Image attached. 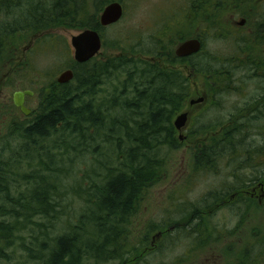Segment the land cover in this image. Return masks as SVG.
Here are the masks:
<instances>
[{
  "label": "rangeland",
  "instance_id": "1",
  "mask_svg": "<svg viewBox=\"0 0 264 264\" xmlns=\"http://www.w3.org/2000/svg\"><path fill=\"white\" fill-rule=\"evenodd\" d=\"M116 1L123 6V16L102 30L104 43L96 61L114 60L124 52L134 53V50L149 56L148 51L157 41L153 32L171 40L168 34L181 33L184 24L187 32L204 37V50L195 57V62L211 72L223 69L225 79L221 82L216 75L218 83L211 85L202 73L192 84L191 76L186 71L183 73L190 79L191 96L197 97L202 92L209 102L192 106L187 99L173 114L168 125L173 126L176 116L185 109L189 112L185 129L178 131L174 128L175 147L163 142L165 133L161 135V141H153L150 135L135 131L129 115L126 116L128 119L123 118L129 128H134L138 138L146 137V142L150 143L148 157L158 162L154 178L137 197L132 214L123 220L98 210L96 195L108 178L122 169L127 171L124 165L129 162L130 155H136L135 164L144 160L140 158L143 150L136 149L139 145L131 142L125 131L119 128L112 131L106 128L98 134L91 131L84 147L70 129H59L48 138L34 140L25 138L17 130L19 124H28L38 113L40 90L52 86L70 64L73 59L70 37L82 29L73 22L60 21L46 31L35 33L31 43L45 35L48 38L41 48L34 46V53H27V42L32 33L14 37L13 43L9 40V50L4 51L1 59L4 63L0 64V173L4 178L3 187L9 196L16 198L27 193L29 184L23 180L24 175L27 178L30 174L35 175L30 184L36 177L44 175V186L52 192L54 201L53 211L47 217L32 218L39 222V226L26 221L16 225L11 232L5 231L4 237L0 235V264H47L53 240L58 237L72 238L80 249L79 257L71 264H238L237 256L245 250L252 256L255 254L252 264H264V177L252 184L248 181L254 176L253 164L263 165L264 170V156L247 164L237 161L240 157L235 156L234 168L225 159L220 161L216 172L195 173L192 169L195 149L206 142L202 140L204 135L199 134L206 130L216 132L223 122L238 121L243 130V147L254 149L264 143V106L258 104L259 97L264 95V2L252 8L254 0H212L206 14L210 13L211 18L213 12L217 20L212 23L206 15L197 24L187 20L190 12L186 7L194 0ZM85 2L89 9L87 16L98 17L102 0ZM196 12L195 17H198L199 10ZM238 14L249 18V23L242 28L243 33L231 37L222 35L223 29L232 24L234 18L242 16ZM253 29L258 32L255 36L250 34ZM51 37L56 40L49 39ZM13 47L25 53L24 67L16 65L13 69L8 66L7 52ZM29 59L35 66L28 64ZM16 64H20L19 61ZM123 78L124 74L117 70L104 76L94 94L83 95L82 100L100 106L104 114L111 113L120 120L121 108L117 105L131 97V91L127 92L129 97L119 94ZM76 85L77 81L73 80L69 88ZM17 90L33 91L32 96L25 95L24 104L30 109L28 116L13 105L12 94ZM211 93L213 97L210 99ZM111 100L118 104L112 106ZM208 140L213 142L210 138ZM239 182L242 185L236 187ZM225 189L229 192L221 201L213 203L217 207L213 206L207 215H202V226L208 228L209 234L207 240L203 236L200 243L194 233L197 226L193 227L196 220L193 221L190 215L194 212L192 207L196 205L202 209V198L207 192ZM246 189L252 195L244 194ZM2 202L0 197V204ZM1 212L0 222L17 223L12 212ZM175 222H180L181 227L173 229ZM159 229L170 232L155 237ZM183 230H186L185 234ZM115 231L124 248L120 251L121 256L107 260L97 257L98 245L106 235L115 234ZM64 262L69 264L67 259Z\"/></svg>",
  "mask_w": 264,
  "mask_h": 264
},
{
  "label": "trees",
  "instance_id": "2",
  "mask_svg": "<svg viewBox=\"0 0 264 264\" xmlns=\"http://www.w3.org/2000/svg\"><path fill=\"white\" fill-rule=\"evenodd\" d=\"M48 1L49 3L46 0H0V64L4 63L1 59L5 55L4 51L8 49L7 43L9 40L13 43L14 37L29 36L32 33L27 42V53L29 51L30 53H34V48L36 46L41 48L43 41L48 37L45 35V37H41L42 39H35L31 43L32 36L35 33L37 34L43 30H47L50 26L56 25L60 21L73 22L79 29L91 28L97 30L101 35L103 46L102 30L106 28L100 26L98 17L87 16L89 9L85 0ZM111 1L116 0H102L103 7ZM209 1L212 0H194L191 2L186 7L190 12L187 15V20H191L192 23L197 22L198 24V20H202L203 17L206 18V15L210 18V13L206 14L209 11ZM254 7H256L255 0L252 5V8ZM196 9L200 13L198 17H195L197 13ZM212 15L210 22L214 23L218 17L216 18L213 12ZM182 26L181 33L176 35L173 33L168 34L171 40H165V35L160 36L153 32L157 41L153 43V47L148 51L149 56H145L146 54L142 51L137 52L134 50V53L127 51L122 56L116 59L113 58L114 60H102L101 62L95 60L96 56L85 63H77L71 59L70 64L66 68L72 70V79L64 84H59L55 80L52 86L42 88L39 92V99L41 101L38 113L28 124L21 123L17 126V130H20L25 138L31 140L48 138L53 131L59 129H70L81 140L78 143L84 147L86 136L91 131L94 134H98L106 128L110 131L118 128L122 132L125 131L126 136L130 137L131 142H136L139 145L136 149L143 150L140 158L144 160L140 164H135L137 163L135 161L136 155L133 157L130 155L129 162L124 165L127 171L124 172V169L120 170V172L108 178L105 185L98 190L96 207L100 211L107 212L110 216H118L123 220L130 216L133 212L137 197L142 189L154 178V172L157 169V160L153 162L148 157L150 150L149 141L146 142V137L138 138L139 135H135L133 129L135 128V131L137 130L148 136L150 135L153 141L156 142L164 138L163 142L175 147V139L172 138L174 126L168 125V122L173 114L180 110L182 103L192 94L191 91L189 92L188 85L190 79L188 76H184L183 73L186 71L191 76L192 84H194L198 75L202 76V73L205 74L204 77L206 79L211 81V85L217 84L218 79L221 82L225 79L223 74L225 71L223 69L220 70L223 71L222 74H219L220 71L215 73V71L211 72L207 68L200 67L195 62V57L199 54L187 58H178L175 56L173 47L175 43L178 44L192 36H201L187 32L184 24ZM221 34L226 37H231L229 26L224 28ZM217 37L222 38L220 35H217ZM49 39L52 40L55 38L51 37ZM115 42L120 44L119 40ZM18 50L13 47L11 52H7L9 59L6 62L12 68L16 65L24 67L26 64L25 53ZM11 59H13V63L10 62ZM17 61L20 64H16ZM29 61L28 64H32L30 59ZM92 62L94 64H91ZM116 70L121 71L122 75L124 74V78L120 82V96L124 94L129 97L127 92L131 91V97L126 99L124 103L121 102L122 104L117 105L118 103L111 100L113 101L112 106L117 105L121 108L120 117L122 118L120 120H118V116V118L113 117L111 113L104 114L100 106H93L90 101L82 100L83 95L94 94L96 87L102 81L101 78L107 75L109 76ZM216 75L219 76L218 79L215 77ZM73 80L77 81V85L76 87L69 88V83ZM212 97L213 95L211 93L210 99ZM259 98L258 104L263 106L264 95ZM128 115L134 124V128H129L128 124L123 120L124 117L128 119L126 117ZM139 117L143 118V120H137ZM108 122L110 123V127H107ZM223 123L216 132L215 130L199 132L201 133L199 136L204 135L202 140L206 142L201 143V147L195 149L192 166L195 173H200L201 171L211 172L214 170L216 172L220 161L225 159L229 163L231 162V166L233 165L234 168L233 163L236 160L234 158L235 156L238 157V155L240 158L237 161L241 160L246 164L251 162V160H256L264 156V143L254 149H251V147L247 148V146L243 147L241 144L243 130L238 125V121L236 123L231 120ZM163 133H165V137L162 138L161 135ZM208 138L213 142L211 143ZM258 165L259 163L252 165V169L255 172L254 176L248 180L251 184L264 177L263 165L261 167ZM34 176L31 174L28 178L26 175L23 176V180L29 184L27 193L24 195L19 194L16 198H13V196L11 197L7 194L3 187L4 178L0 173V197L3 201L0 204V215H3L1 210L12 212V217L14 216L13 218L17 222L13 225L10 222L8 224L0 222V235L3 237L5 236V231L11 232L12 229L16 228V225H20L19 223L22 224V222L27 221L28 224L34 223L35 226H39V222L32 220V218L35 216L47 217L53 211L51 207L54 198L52 197V192L44 186V175L36 177L37 179H35L34 183L30 184ZM240 184L242 185L239 182L236 187H239ZM228 192V189L222 190L221 192H207L202 198L201 205L203 204V208L201 209L196 205L192 207L194 212L190 215L193 221L196 220V224L193 227L197 226V229L194 233H196V239L200 243L203 241V236H205L206 241L209 234L208 228L205 229L202 226V221L204 220L202 215H207L206 213H208L209 209L215 206V202L221 201L223 196ZM200 210L204 212L201 213ZM179 224L180 222L173 223V229L181 227V224ZM201 227L203 229L200 230ZM183 229L186 228L183 227ZM167 230L159 229L157 232L161 231L165 235L170 232ZM185 232L186 230H183V234ZM118 239L119 235L116 231L115 234L111 233L108 236L106 235L104 241L97 247V257L105 260L120 257L122 254L120 251L124 250V248ZM212 239L215 238L212 237ZM53 241V247L46 259L47 264H64L65 259L71 264L79 257L78 250L80 249L75 245L72 238L58 237ZM141 253L143 254L142 251ZM254 255L252 256L248 250H245L241 256H237V259H239L238 264H252L255 262Z\"/></svg>",
  "mask_w": 264,
  "mask_h": 264
},
{
  "label": "water",
  "instance_id": "3",
  "mask_svg": "<svg viewBox=\"0 0 264 264\" xmlns=\"http://www.w3.org/2000/svg\"><path fill=\"white\" fill-rule=\"evenodd\" d=\"M123 14V8L117 1L108 3L99 15V22L102 26H107L118 21ZM70 45L73 50V59L77 63H83L99 53L101 49V38L98 32L94 29H84L75 35L70 37ZM200 48L199 41L196 39L186 40L179 44L175 49V54L179 57L189 55L198 51ZM73 72L71 69L64 70L56 78L59 83H65L72 79ZM25 95L32 96V90H17L12 94V102L15 107L19 108L20 112L27 116L30 113V109L24 104ZM200 100V99H199ZM193 101L190 102L192 104ZM187 112L178 114L173 122L177 130H181L187 120ZM161 231L157 232L155 237H160ZM153 243V241H152ZM151 243V244H152ZM153 245V244H152Z\"/></svg>",
  "mask_w": 264,
  "mask_h": 264
},
{
  "label": "flooded vegetation",
  "instance_id": "4",
  "mask_svg": "<svg viewBox=\"0 0 264 264\" xmlns=\"http://www.w3.org/2000/svg\"><path fill=\"white\" fill-rule=\"evenodd\" d=\"M262 2H264V0H260L259 4L262 3ZM238 15H240V14H238ZM240 21H243V22L239 23ZM247 23H249V18H247L246 16H238L237 18H234L233 21H232V24H230V33L233 34V35L242 34L243 31H244L242 28L244 26H246ZM250 34H251V36H255L256 34H258V32L253 29ZM195 96L196 95L190 96L188 98L189 102L193 101V103L191 104L192 106L194 104H196V103L204 102V101H206L208 99V97L206 95H204L202 92L197 97H195ZM208 102H209V100L206 101L205 104H208ZM262 104L264 106V101L262 102ZM186 111H187V113H189L188 110H186ZM247 193H250V195H252L251 191H249L248 189H246L244 191V194H247ZM214 207H217V205H215ZM209 210H211V209H209Z\"/></svg>",
  "mask_w": 264,
  "mask_h": 264
},
{
  "label": "bare ground",
  "instance_id": "5",
  "mask_svg": "<svg viewBox=\"0 0 264 264\" xmlns=\"http://www.w3.org/2000/svg\"><path fill=\"white\" fill-rule=\"evenodd\" d=\"M259 1H260V0H255V6H256V7L259 5ZM111 2H113V1H111ZM117 2H118V1H117ZM109 3H110V2H109ZM119 3H120V2H119ZM120 4H121V3H120ZM106 5H107V4H106ZM106 5H105V6H106ZM105 6H104V7H105ZM121 6H122V4H121ZM104 7H103V8H104ZM103 8H102V10H103ZM122 8H123V6H122ZM102 10H101V11H102ZM240 15H241V14H240ZM122 16H123V14H122ZM242 16H243V15H242ZM121 18H122V17H121ZM121 18H120V19H121ZM120 19H119V20H120ZM119 20H118V21H119ZM118 21H116L115 23H117ZM242 22H243V21H240L239 23H242ZM115 23H112V24L107 25V26H102V25H100V26L106 28V27H109V26H111V25H114ZM229 28H230V25H229ZM96 31H97V30H96ZM97 32H98V31H97ZM98 34H99V36H100V38H101V35H100L99 32H98ZM199 35H201V36H192V37H189V38H187V39H185V40L179 42L178 44H176V47H177L179 44H181L182 42H184V41H186V40L196 39V40L199 41V44H200V48L198 49V51L193 52V53H191V54H189V55H186V56H183V57H179V56H177V55L175 54V49H176V47H175V48H174V54H175V56L178 57V58H187V57L194 56V55H198V54L200 55V54L202 53V51L204 50L205 42H204V37H203V35H202V34H199ZM230 35H233V34L230 33ZM101 48H102V38H101ZM100 50H101V49H100ZM99 53H100V51H99ZM99 53H97L95 56H97ZM95 56H93V57H95ZM93 57H92V58H93ZM90 59H91V58H90ZM90 59H89V60H90ZM89 60H88V61H89ZM83 63H85V62H83ZM64 70H67V68L64 69ZM64 70H63V71H64ZM70 80H71V79H70ZM70 80H69V81H70ZM69 81H67V82H69ZM67 82H65V83H67ZM58 83H59V82H58ZM59 84H64V83H59ZM182 112H187V111H186V109H185V110L182 111ZM182 112H181V113H182ZM187 117H188V113H187ZM186 124H187V120L185 121V124H184V126L181 127V129H182V128L185 129ZM173 126H174V124H173ZM174 128H175V126H174ZM175 129H176V128H175ZM176 130H177V129H176ZM178 131H179V130H178Z\"/></svg>",
  "mask_w": 264,
  "mask_h": 264
}]
</instances>
